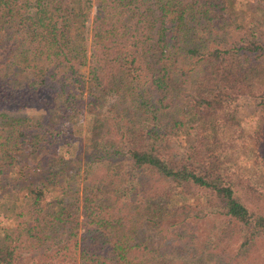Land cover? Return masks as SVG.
I'll use <instances>...</instances> for the list:
<instances>
[{
  "label": "trees",
  "instance_id": "1",
  "mask_svg": "<svg viewBox=\"0 0 264 264\" xmlns=\"http://www.w3.org/2000/svg\"><path fill=\"white\" fill-rule=\"evenodd\" d=\"M262 27L264 0H0V264H232L264 233L223 159L264 143Z\"/></svg>",
  "mask_w": 264,
  "mask_h": 264
},
{
  "label": "rangeland",
  "instance_id": "2",
  "mask_svg": "<svg viewBox=\"0 0 264 264\" xmlns=\"http://www.w3.org/2000/svg\"><path fill=\"white\" fill-rule=\"evenodd\" d=\"M251 1V0H250ZM92 2V0H91ZM91 14L93 7L90 9ZM236 24L239 26L243 25L244 23L249 25H255L258 23L257 18H254L252 22L247 23L241 22L240 13H237ZM247 18V17H246ZM90 19V18H89ZM88 19V20H89ZM248 21V18H247ZM88 24V23H87ZM260 32L264 33V27L259 29ZM262 37V36H261ZM89 41V39H88ZM89 48V45H88ZM87 53L89 54V50H87ZM86 70L85 67L81 68L80 71L84 72ZM264 80V79H263ZM260 80L258 83H260L262 86H264V81ZM242 110L245 111V113H248L249 116L246 117L247 122H243L242 126L246 128L247 133L250 132L254 127V116L252 114H249L252 111L251 106H248L247 104L242 105ZM84 136V135H83ZM81 139V138H80ZM82 139L80 141H74L70 146L64 147L63 154H67L70 150V154L76 158L82 157ZM236 150V151H235ZM235 153L230 154L229 152H226V158L225 154H223V159L227 160L228 164V170L230 172H233L234 179L232 180V184L234 189L237 193L242 189L243 184L247 181V177L250 178V185L255 187L256 190H258L260 193H264V163L263 159L264 157V143L258 146L253 145L248 140V134L245 135L244 138L239 139L238 148H234ZM262 152V153H261ZM229 156V158H228ZM239 166V169L237 168ZM239 173V174H238ZM258 193V194H260ZM111 200V199H108ZM249 202V201H248ZM249 204H251L249 202ZM248 204V205H249ZM251 206V205H250ZM194 206L190 205L189 209H193ZM195 207L193 210H196ZM210 218H206L202 220V223L198 226V233H202L204 231L205 226H207V229L209 225L208 223ZM216 221L217 219H213ZM171 221V220H170ZM247 236V231L245 232L244 229H242L241 234L237 237L235 244L233 245L232 254L235 252V249L238 248L239 242L242 241L243 237ZM254 251H257V253L264 255V233H258L252 237L249 238L248 245L243 249L240 253H237V259L233 257L232 264H235V262H238L237 260L244 259L249 253H255Z\"/></svg>",
  "mask_w": 264,
  "mask_h": 264
}]
</instances>
